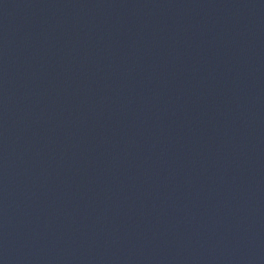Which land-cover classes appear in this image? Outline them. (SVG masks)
<instances>
[{"label": "water", "instance_id": "1", "mask_svg": "<svg viewBox=\"0 0 264 264\" xmlns=\"http://www.w3.org/2000/svg\"><path fill=\"white\" fill-rule=\"evenodd\" d=\"M0 264H264V0H0Z\"/></svg>", "mask_w": 264, "mask_h": 264}]
</instances>
